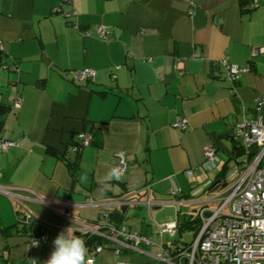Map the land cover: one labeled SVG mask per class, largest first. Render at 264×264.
<instances>
[{"label":"crops","instance_id":"obj_1","mask_svg":"<svg viewBox=\"0 0 264 264\" xmlns=\"http://www.w3.org/2000/svg\"><path fill=\"white\" fill-rule=\"evenodd\" d=\"M249 1L69 0L64 11L75 13L77 29L55 11L59 0H0V98L9 107L0 118V138L16 142L0 152V264H29L31 258L43 264L61 231L69 228L85 240L76 223L95 227L108 210L117 214V225L148 234L153 244L116 254L102 238L98 252L87 245L91 264H180L176 256L156 257L155 222L188 219L181 205L197 218L223 165L228 170L229 159L242 155L232 127L264 123V104L256 102L264 99V52L251 55L264 47V0L251 9ZM96 25L109 27L107 41L95 36ZM222 58L249 70L230 82ZM83 67L95 76L77 83L73 71ZM15 95L22 99L18 108L12 107ZM182 118L186 128H174ZM78 133L89 142L79 149L72 177L58 155L74 157ZM209 145L220 162L203 168ZM118 152L126 170L106 179ZM172 185L179 189L173 197L167 193ZM4 189L32 212L29 225L18 222L20 207ZM147 198L164 203L149 208ZM144 205L151 221L140 216ZM165 205L176 207L174 217L162 213ZM38 232L46 240L31 247L29 234Z\"/></svg>","mask_w":264,"mask_h":264},{"label":"built area","instance_id":"obj_2","mask_svg":"<svg viewBox=\"0 0 264 264\" xmlns=\"http://www.w3.org/2000/svg\"><path fill=\"white\" fill-rule=\"evenodd\" d=\"M258 4V0H251L245 7L251 9ZM68 5L69 0H59L55 11H61L67 21L78 29L79 25L73 18L75 13L70 9L64 11ZM80 32L85 36L90 35V31L87 30ZM109 32L110 29L106 25L94 27L95 36L102 41L108 40ZM257 52H264V47L252 49L251 55ZM220 63L224 67V78L230 82H235L249 70L248 65L231 64L225 58H222ZM94 76L95 70L90 67L73 71V80L77 83L93 80ZM21 100L19 95H15L12 107L18 108ZM256 102L262 105L264 99L259 98ZM172 126L183 130L187 126V120L182 118L172 123ZM230 136L234 146L242 150V155L229 159L226 177L214 181L206 189L207 196L197 212L199 222L192 239L184 241L175 222H155L160 238V252L156 254L158 259L170 261L172 256H176L180 264H264V123L260 119L238 122L232 127ZM76 140L77 144L71 147L73 151L88 144L89 137L86 133H78ZM14 145L15 141L0 138V152ZM203 156V168L213 167L220 162V157L211 145L204 148ZM116 157L115 168L119 170V175H122L126 170L127 161L123 152L116 153ZM185 172L187 177H192V170L188 169ZM143 188L149 193L148 185ZM3 191L22 211L17 213L18 222L29 225L33 214L26 208L22 198L12 189ZM167 193L173 197L179 194V189L172 185ZM33 194L36 201L46 203L37 193ZM130 203L137 204L139 201L132 200ZM143 203L151 208L164 202L151 201L147 198ZM213 203L217 205L213 206ZM120 204L127 202L122 201ZM109 214V210L102 213L95 227L76 223L75 229L87 236H100L113 243L116 254L122 250H139L153 244L148 234L130 231L124 225L112 223ZM164 235L170 239L167 243L162 240ZM33 240L42 243L46 240V234L44 232L29 234L30 245ZM101 248V245H96L94 251L98 252Z\"/></svg>","mask_w":264,"mask_h":264},{"label":"clouds","instance_id":"obj_3","mask_svg":"<svg viewBox=\"0 0 264 264\" xmlns=\"http://www.w3.org/2000/svg\"><path fill=\"white\" fill-rule=\"evenodd\" d=\"M119 179V170L113 168L106 179ZM32 247H39V241L33 240ZM88 248L84 239L70 233L69 228L61 231L53 241V251L43 264H91L87 259ZM29 264H38V258L28 260Z\"/></svg>","mask_w":264,"mask_h":264},{"label":"trees","instance_id":"obj_4","mask_svg":"<svg viewBox=\"0 0 264 264\" xmlns=\"http://www.w3.org/2000/svg\"><path fill=\"white\" fill-rule=\"evenodd\" d=\"M9 111V107L2 104V102L0 101V118L5 116L7 114V112ZM0 127H1V121H0ZM77 142H75L74 145H76ZM78 152L79 150L75 151L74 157L72 159H69L67 157H65L64 155H58L59 158L63 159L65 164L67 165L68 169H69V173L70 175L73 177L75 175V172L77 170V166H78ZM227 170L226 165H223V168L219 171V173L216 175L217 179H220L221 177H223V174L225 173V171ZM21 209H17V213H21ZM116 213H114V211H110L109 214V220L116 224ZM199 222L198 218H192L191 216L188 217V219H184V220H179L177 222V228H178V232L181 233L184 229H191L197 226V223ZM195 223V224H194ZM102 238L100 236H91L88 235L85 238V242L86 245H90V246H95L96 244H99L101 242Z\"/></svg>","mask_w":264,"mask_h":264},{"label":"rangeland","instance_id":"obj_5","mask_svg":"<svg viewBox=\"0 0 264 264\" xmlns=\"http://www.w3.org/2000/svg\"><path fill=\"white\" fill-rule=\"evenodd\" d=\"M213 206H215V205H217V203H213L212 204ZM146 206L144 205L143 207H142V211L140 212V216H142L141 218H144L146 221H151L152 220V218H151V216L150 215H148V213H146V211H145V208ZM162 213L164 214V215H170V216H173L174 217V214H175V210H176V207L175 206H171V205H165V206H163L162 208ZM191 209V208H190ZM131 210H133V211H135V210H139V208H137V207H132L131 208ZM181 212H182V214H185V215H187V217L189 216H191V217H195V212L196 211H194V210H191L190 212H189V209H188V212H187V209H186V206L185 205H181ZM184 215V216H185ZM131 215H129V218H131L130 217ZM183 218V215L181 216V219ZM192 230H194V228H192V229H184L183 230V237H184V239H185V241H190L191 239H192V237H193V235H192Z\"/></svg>","mask_w":264,"mask_h":264}]
</instances>
